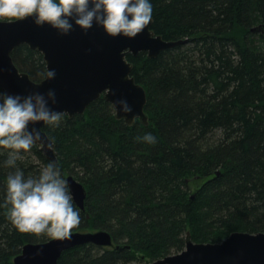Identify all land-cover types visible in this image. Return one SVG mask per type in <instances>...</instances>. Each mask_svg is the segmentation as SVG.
Listing matches in <instances>:
<instances>
[{
    "label": "trees",
    "instance_id": "1",
    "mask_svg": "<svg viewBox=\"0 0 264 264\" xmlns=\"http://www.w3.org/2000/svg\"><path fill=\"white\" fill-rule=\"evenodd\" d=\"M151 2L153 31L188 42L154 59L127 56L147 92L149 125L117 120L101 98L44 127L62 177L87 192L71 232L106 231L114 241L68 250L58 264H134L140 254L154 262L184 251L188 233L197 244L264 233V0ZM13 59L32 80L46 77L38 51L22 45ZM149 132L155 143L142 139ZM7 151L0 148V264L52 239L19 232L3 206L14 171ZM49 162L33 145L17 166L36 176Z\"/></svg>",
    "mask_w": 264,
    "mask_h": 264
},
{
    "label": "water",
    "instance_id": "2",
    "mask_svg": "<svg viewBox=\"0 0 264 264\" xmlns=\"http://www.w3.org/2000/svg\"><path fill=\"white\" fill-rule=\"evenodd\" d=\"M153 23L152 18L147 28L131 39L110 37L95 24L86 32L74 26L68 34L61 35L49 26L37 27L31 19L0 23V89L22 96L44 93L51 108L71 119L84 115L93 102L103 98L113 105L117 120L129 126L138 120L148 126L147 92L132 75L133 64L127 56L146 53L154 59L161 52L188 42L166 41L153 31ZM22 45L42 54L47 71L55 70L53 79L45 77L37 82L20 71L13 53ZM49 90L54 91V97L47 96ZM125 99L132 108L130 113L123 112ZM29 127L41 133L34 145H39L46 158L57 164L56 144L44 131L45 125ZM66 180L77 207L85 211L84 185L74 176H67ZM87 244L107 248L113 247L114 241L106 231L71 232L63 240L25 245L14 264H58L64 252ZM148 264H264V233L236 232L220 243L198 244L188 233L184 251Z\"/></svg>",
    "mask_w": 264,
    "mask_h": 264
},
{
    "label": "clouds",
    "instance_id": "3",
    "mask_svg": "<svg viewBox=\"0 0 264 264\" xmlns=\"http://www.w3.org/2000/svg\"><path fill=\"white\" fill-rule=\"evenodd\" d=\"M151 0H0V23L31 19L37 27L49 26L61 35L73 27L88 31L97 25L110 37L134 38L150 24ZM49 69L47 79L55 77ZM49 90L48 97H54ZM123 112L132 108L123 101ZM63 113L51 108L44 93L13 95L0 92V148L6 149L4 165L14 171L6 176L4 205L15 228L21 233L46 234L52 239L68 238L81 223L69 182L55 161L49 162L36 176H26L17 166L23 153L40 139L41 133L30 125H58ZM142 139L155 143L151 132Z\"/></svg>",
    "mask_w": 264,
    "mask_h": 264
},
{
    "label": "rangeland",
    "instance_id": "4",
    "mask_svg": "<svg viewBox=\"0 0 264 264\" xmlns=\"http://www.w3.org/2000/svg\"><path fill=\"white\" fill-rule=\"evenodd\" d=\"M69 175V174H67ZM69 176H72V175H69ZM75 178V177H74ZM88 231V230H87ZM109 248V247H108ZM138 261L135 262L134 264H148V263H151L152 261L149 259V258H146L144 257L143 255H138Z\"/></svg>",
    "mask_w": 264,
    "mask_h": 264
}]
</instances>
